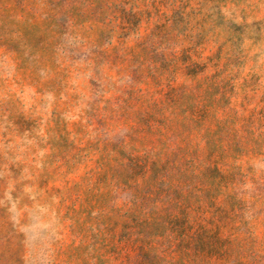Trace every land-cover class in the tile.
I'll return each instance as SVG.
<instances>
[{
  "label": "rangeland",
  "instance_id": "obj_1",
  "mask_svg": "<svg viewBox=\"0 0 264 264\" xmlns=\"http://www.w3.org/2000/svg\"><path fill=\"white\" fill-rule=\"evenodd\" d=\"M0 264H264V0H0Z\"/></svg>",
  "mask_w": 264,
  "mask_h": 264
}]
</instances>
